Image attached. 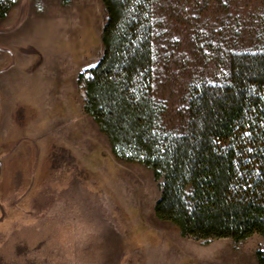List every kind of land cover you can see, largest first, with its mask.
Listing matches in <instances>:
<instances>
[{
    "label": "rangeland",
    "instance_id": "obj_1",
    "mask_svg": "<svg viewBox=\"0 0 264 264\" xmlns=\"http://www.w3.org/2000/svg\"><path fill=\"white\" fill-rule=\"evenodd\" d=\"M15 4L18 14L0 24V47L8 50H0V70L12 68L0 72V264H258L264 240L257 234L189 238L182 249L191 254L172 263L154 255L150 246L163 240L150 221L158 183L144 164L115 154L86 112L78 82L103 54L105 5ZM135 7L151 37V89L166 108V134H185L192 100L230 86L234 65L264 54V0H137ZM49 86L51 111L47 103L37 107ZM251 95L264 101V86L253 85ZM49 120L55 142L43 136ZM50 153L57 157L56 197L35 204L34 184L47 183Z\"/></svg>",
    "mask_w": 264,
    "mask_h": 264
},
{
    "label": "trees",
    "instance_id": "obj_2",
    "mask_svg": "<svg viewBox=\"0 0 264 264\" xmlns=\"http://www.w3.org/2000/svg\"><path fill=\"white\" fill-rule=\"evenodd\" d=\"M102 2L108 15L103 54L78 82L85 87L86 112L115 154L152 170L160 192L155 215L197 241L256 234L264 240V101L251 95L253 85L264 86V54L234 65L230 86L192 100L185 134H166V108L151 89V37L137 0ZM13 6L0 0V21ZM257 261L264 264V247Z\"/></svg>",
    "mask_w": 264,
    "mask_h": 264
},
{
    "label": "crops",
    "instance_id": "obj_3",
    "mask_svg": "<svg viewBox=\"0 0 264 264\" xmlns=\"http://www.w3.org/2000/svg\"><path fill=\"white\" fill-rule=\"evenodd\" d=\"M12 1L15 3V2H19L21 0H12ZM26 1H29V0H26ZM15 10H16V4L10 9V11L7 14V16L3 20L0 21V24L4 23V22H7L10 19H12L14 16H16V13L18 14V12H14ZM21 16H22V14H21ZM0 50L6 51V52L8 51L7 49L1 48V47H0ZM4 59L5 58H3L0 55V61H3ZM17 61H18L17 58H13L12 60H10L9 64L11 65V63H13V65L14 64L16 65ZM11 69L12 68L4 69L3 72H2V70H0V72H2L3 75H5V74H8V71L11 70ZM49 87H50L49 88V91H50L49 94H47L45 96H42L40 98V101L38 102L37 107H39L42 103L43 104L47 103L44 106V108L47 109V107H49L48 111H51V105L53 104V103H51V101L55 97V95H54L55 93H51L52 88H51V86H49ZM47 96L49 98L48 102L46 101ZM39 113L41 115L39 119H42V121H44L46 119V116H45L46 115V110H44V109L41 110L40 109ZM89 117H91V116L89 115ZM93 122L95 123L96 127L98 129H100L99 126L96 124V122L95 121H93ZM45 130L46 131L44 132L43 136L48 137V139H50V142L52 140H54V142H55L56 141V138H55L56 129L52 126V121L51 120L46 122ZM25 157L26 156H24V158ZM48 159L50 160V168H48L49 169L48 170L49 174H47L45 176V178L47 180V183H44V185H40V183L42 181H40V178H39L37 180V184H36L37 187L34 184V188L33 189H34L35 195L33 197V201L35 202V204L36 203L40 204L42 201H45L44 200L45 198H47L48 201H51L54 197H56V192H57L56 191V186H55V184L52 183V180L55 181V177H56V174H54V172L56 171L57 157H56L55 154H51L50 153V155L48 156ZM53 167H54V169H53ZM50 169L54 170L53 174L51 173ZM150 214H151L150 221L152 222V224H154V226H156L159 229L160 235L161 234L163 235V237L161 236L163 238V240H161L160 245L154 246V247L150 246L152 251L155 253L154 255L159 256L160 258L164 257V259L166 260L165 263H167L169 261V259L171 260V263H172V262L184 257L186 254H189L190 252L186 251L185 249H182V245L185 244V243H188L186 241L189 238H185V237L182 236L180 227L178 225L174 224L173 222L164 221V220L159 219L155 215V212L153 213L151 211ZM103 227L105 228V226H103ZM111 231L112 230H108L107 229V232L110 233ZM103 232H105V231H103ZM167 240L171 241L172 244L169 245ZM192 253H194V252H192Z\"/></svg>",
    "mask_w": 264,
    "mask_h": 264
}]
</instances>
